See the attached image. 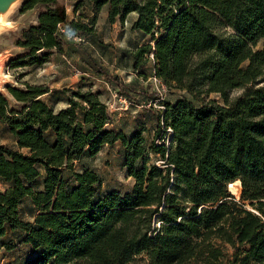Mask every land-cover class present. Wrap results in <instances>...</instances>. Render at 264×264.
<instances>
[{"label":"trees","instance_id":"obj_1","mask_svg":"<svg viewBox=\"0 0 264 264\" xmlns=\"http://www.w3.org/2000/svg\"><path fill=\"white\" fill-rule=\"evenodd\" d=\"M85 3L87 24L84 14L68 23L58 0H25L22 12L42 10L17 42L24 53L12 69L41 68L62 53V27L72 39L94 35L107 7L110 24L134 14L132 29L152 39L132 53L134 68L152 60L153 77L190 98L158 103L170 133L160 144L143 125L129 134L112 128L91 90H68L67 107L57 109L48 85L7 86L16 106L0 92V121L16 148L0 145V241L24 232L36 253L28 264H131L141 256L146 264H264V0H80L75 12ZM235 90L243 92L232 98ZM118 143L133 188L100 195L102 178L76 164ZM236 182L240 199L229 189ZM27 198L38 209L32 223L20 215Z\"/></svg>","mask_w":264,"mask_h":264},{"label":"rangeland","instance_id":"obj_2","mask_svg":"<svg viewBox=\"0 0 264 264\" xmlns=\"http://www.w3.org/2000/svg\"><path fill=\"white\" fill-rule=\"evenodd\" d=\"M70 1L72 0H60L68 7ZM24 2L25 0H20L7 12L0 13V92L10 100L12 108L16 106V103L8 94L7 86L24 89L25 82L48 85L54 90V94L48 97L47 101H56L55 107L60 108L66 104L67 93L71 95L68 90H87L86 87L78 86L80 84L83 86L82 82L91 83L88 86L91 89H94V84L97 88L105 89L103 83H107L110 89L107 90L108 92L102 100L106 101L112 113L118 117L117 126L119 128L129 134L143 125L145 127L144 136L150 143L153 140L160 144L168 141L170 133L160 124L156 112L160 111V108L152 103L157 96H160V92L152 80L153 61L150 60L147 65L140 68L138 73L134 68L132 53L140 45L152 44L150 36L132 29L136 15L129 16L124 23L117 22L113 25L108 22L107 9L105 8L98 15L95 34L84 37V40L80 42L72 39L71 32L68 33V30L62 31L66 56L64 58L56 57L53 62L27 76L30 68L12 69L11 65L13 60L24 53L17 42L21 39L22 33L37 22L42 9L22 12ZM89 11L80 18L86 24L90 18ZM62 28L65 29V27ZM144 82L150 92H134L137 90L133 86L136 84L138 90H141ZM260 86H264V80ZM242 92V90H235L231 97H237ZM163 94L167 104H175L179 100L190 98L187 93L172 89L169 91L167 89ZM121 95L129 97L133 105H128L126 109L121 101L124 99ZM212 97L216 98L215 95ZM128 102L130 103L129 100ZM0 145L16 148L14 136L8 126L1 121ZM124 163V152L119 144V146L104 147L95 158H85L81 163L76 164V171L82 172L84 169H89L96 172L103 180V185L99 189L100 195L114 190L126 194L132 190L134 179L128 176ZM70 176V172L65 173L69 188H73L76 184L70 179ZM5 187L6 183L0 180V190H4ZM229 189L231 190V187ZM233 195L240 199L241 192ZM37 214L38 209L32 200L25 199L20 208L22 220L32 223ZM24 239L25 234L22 231L8 232L6 237L0 241V264H28L36 256L33 248L26 244ZM213 243L220 244L216 240H213ZM8 244L14 245V248L7 250L6 245ZM222 247L226 254H232V249L229 246L222 245ZM131 264H146V257H137ZM190 264L200 263L193 261Z\"/></svg>","mask_w":264,"mask_h":264},{"label":"crops","instance_id":"obj_3","mask_svg":"<svg viewBox=\"0 0 264 264\" xmlns=\"http://www.w3.org/2000/svg\"><path fill=\"white\" fill-rule=\"evenodd\" d=\"M80 0H72V1H70L69 2V7L68 6H66V5H64V4H62L61 2H60V0H58V5L60 6V7H63V8H65L66 9V11H67V15H68V23L69 22H71L72 20H74V19H76V17H79L78 15H80V14H85L87 11H89V13H90V16L93 14V12H92V7L88 4V3H85V5L82 7V8H80L79 10H78V12H75V6L77 5V3L79 2ZM106 9H107V7H105ZM105 8H103V9H105ZM102 9V10H103ZM85 10H87V11H85ZM102 12V11H101ZM134 15V14H133ZM131 16V15H130ZM107 17H108V10H107ZM116 24V23H115ZM115 24H113V25H115ZM68 27V26H67ZM66 27V28H67ZM66 28L65 29H63V31L65 32L66 31ZM88 37H90V36H88ZM66 50H65V47H64V50H63V52L62 53H54L52 56H51V58H50V61L48 62V63H50V62H53L54 61V59L56 58V57H61V58H64L65 56H66ZM47 63V64H48ZM46 64V65H47ZM45 66V65H44ZM43 66V67H44ZM43 67H41V68H43ZM41 68H37V69H29V71L27 72V76L28 75H30V74H33L34 72L33 71H37V70H40ZM137 73L139 72V69L136 71ZM153 75H154V70H153ZM153 77V76H152ZM151 79V78H150ZM99 81V80H98ZM137 81V80H136ZM147 82V81H146ZM146 82H144L143 84H142V89L141 90H138V86L135 84L134 86H133V88H135V90H137V91H134V92H139V91H142L143 93H148V92H150V90L148 91V87H147V85H144V84H146ZM28 83H30V82H28ZM30 84H32V83H30ZM35 84V83H34ZM82 84H83V86L80 84V85H78L80 88H82V87H86V89L87 90H91V91H93V92H96V93H98L99 95H100V99L102 100L103 99V97H105L106 96V93L108 92L107 90L108 89H110L109 87H108V85H107V83H103V85H104V88L105 89H101V88H97V86H96V84H94V86H93V88L94 89H91V87H88V86H90V84L91 83H83L82 82ZM129 86H131V85H129ZM137 88V89H136ZM52 91H54L53 89H52ZM141 97V96H140ZM142 97H144V96H142ZM102 102H104L106 105H107V103H106V101H104V100H102ZM54 104V103H53ZM56 104V103H55ZM54 104V105H55ZM67 106H66V104L64 105V106H62V107H60V108H58V107H56L57 109H63V108H66ZM107 107H108V105H107ZM108 111H109V114H110V116L112 117V119H113V124H112V128H117L118 130H123L125 133H127L124 129H122V128H119L118 126H117V121H119L117 118V116L115 115V114H113L112 113V111L110 110V108L108 107ZM128 134V133H127ZM119 146V143L118 144H116L115 146Z\"/></svg>","mask_w":264,"mask_h":264},{"label":"built area","instance_id":"obj_4","mask_svg":"<svg viewBox=\"0 0 264 264\" xmlns=\"http://www.w3.org/2000/svg\"><path fill=\"white\" fill-rule=\"evenodd\" d=\"M75 40L77 41H81V39L79 38H75ZM154 85L156 86V88L158 89V91L160 92V96H159V100L157 101V103L155 104V106H158V103L163 101L165 99V96L163 94V92L167 91V87L156 77L152 78ZM121 101L123 102V104L125 105L126 109L128 108V105H130V103L128 102L127 99H121ZM160 109H163L162 106H158Z\"/></svg>","mask_w":264,"mask_h":264},{"label":"bare ground","instance_id":"obj_5","mask_svg":"<svg viewBox=\"0 0 264 264\" xmlns=\"http://www.w3.org/2000/svg\"><path fill=\"white\" fill-rule=\"evenodd\" d=\"M19 1L20 0H12V2L9 5H7V6H4V2H3L2 5L0 6V9H4V10L5 9H8L9 10V9L12 8L13 5H15L16 3H18ZM230 187H231V190L230 191L233 194H235V193L240 194V192H241L240 182H236V183L230 185Z\"/></svg>","mask_w":264,"mask_h":264},{"label":"water","instance_id":"obj_6","mask_svg":"<svg viewBox=\"0 0 264 264\" xmlns=\"http://www.w3.org/2000/svg\"><path fill=\"white\" fill-rule=\"evenodd\" d=\"M4 2V6H7V5H9L11 2H12V0H0V6L2 5V3ZM8 11V9H0V13H5V12H7Z\"/></svg>","mask_w":264,"mask_h":264}]
</instances>
